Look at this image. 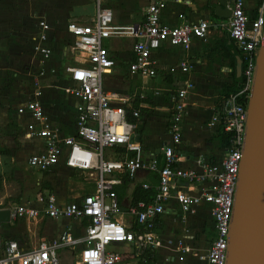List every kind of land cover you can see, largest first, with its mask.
<instances>
[{
    "label": "built area",
    "instance_id": "built-area-1",
    "mask_svg": "<svg viewBox=\"0 0 264 264\" xmlns=\"http://www.w3.org/2000/svg\"><path fill=\"white\" fill-rule=\"evenodd\" d=\"M115 0H93L95 11L87 21H71L67 33L71 36L69 53L74 66L69 67L70 86L67 93L74 99L73 135L64 136L54 127L39 101L32 100L18 109L28 112L33 124L27 139L38 138L42 150L27 159V165L36 172H46L60 164L85 175L93 182L92 193L60 205L53 194L37 199L41 206L29 203L8 209L11 220L67 219L85 222L84 234L74 237L68 231L52 240L42 239L30 252L20 250L15 242L4 244L0 264H60L57 250H78L74 264H121L124 254L113 247L130 249L137 264H154L150 256L159 247L156 235L158 221L165 213V205L174 199L183 213H194L195 208L207 205L212 224L205 264H226L229 227L234 195L238 181L241 147L244 138L247 103L256 70V59L264 42V0H258L254 16L250 17L244 0H225L230 16L225 22L213 25L208 20L183 22L169 27L161 22V11L170 0H152L142 12L141 22L132 26H116L110 3ZM179 3L182 0H173ZM39 40H46L49 26L39 22ZM217 27L227 32L241 58V87L224 99L222 109L216 111L210 126L230 136V146L219 165L198 156L195 169L178 168L176 149L182 143L180 119L185 113V98L192 84L183 87L172 97L169 145L161 148L162 164L156 159L146 160L141 145L134 140L136 123L141 112L127 105L126 97L104 87L115 61L103 47V41L112 37H130L135 40L129 72L141 78L156 75L154 53L164 45L188 49L193 41L203 40ZM33 50L43 59L50 50L35 44ZM189 63L180 61L168 73H187ZM39 93L35 94L37 97ZM139 172L153 173L157 184L143 183L141 188L153 191L150 201L130 202L124 207L115 187L121 177L133 180ZM130 220L125 219L123 213ZM184 252V250H182ZM180 260L182 258L180 257Z\"/></svg>",
    "mask_w": 264,
    "mask_h": 264
},
{
    "label": "crops",
    "instance_id": "crops-1",
    "mask_svg": "<svg viewBox=\"0 0 264 264\" xmlns=\"http://www.w3.org/2000/svg\"><path fill=\"white\" fill-rule=\"evenodd\" d=\"M218 1L182 0L175 3L170 0L161 11V22L169 27L200 19L213 25L225 22L227 18H219L214 13ZM151 2L113 1L109 5L112 14L115 10L118 12L116 20L113 19L114 25H137L141 22L143 10ZM244 3L247 14L253 17L258 0H244ZM94 11L93 0H0V210L27 203L40 208L37 199L43 194H53L62 205L95 189L85 175L67 168L63 158L49 171L30 169L27 159L38 154L43 143L38 138L27 139L33 120L28 112L18 113L21 105L37 100L51 124L62 135H73L75 101L66 90L71 84L67 69L75 63L69 53L71 36L67 33V25L74 20L87 21ZM222 11L227 15L228 6ZM39 22L49 26L44 42L39 40ZM134 42L130 37H112L103 43L115 61L111 75L104 80V87L126 97L129 108L141 112L138 120L129 118L136 123L134 140L143 148L145 159H156L158 166L162 164L161 148L171 141L172 97L185 81H189L192 87L185 98L186 109L180 119L182 143L176 149L180 158L177 166L182 170L195 169L198 156L219 165L224 158L225 147L219 130L210 126V122L214 113L222 109L226 98L224 88L236 82V56H233L234 45L227 32L213 27L209 36L193 41L185 50L162 46L153 55L156 75L151 78H141L129 72ZM35 44L49 49L50 57L43 59L36 53L33 50ZM232 57L235 59L234 66ZM182 60L189 63L187 73H168ZM106 81L121 83L123 88L106 87ZM36 93H39L37 97ZM121 179L124 180V177ZM126 179L127 183L122 181L115 187L124 207L132 202L135 189H141L143 183L150 186L157 184V177L148 172H139L133 180ZM14 186L16 189L23 187L22 195L30 192L33 198L6 206L12 199L22 201L21 192L16 191ZM123 213L129 221L125 208ZM200 213H204L201 220L197 218ZM85 225L84 221L63 218L10 219L0 226V256L4 244L10 241L15 242L20 250L30 252L42 239L52 240L65 231L80 237L84 234ZM163 226H166L164 231ZM205 229L209 231V241L206 240ZM212 232L207 205L195 208L194 213H183L175 200L170 199L156 229L161 250L157 249L150 260L154 264H205L203 258L207 254ZM113 248L124 254L121 264H137L138 259L130 249L122 246ZM203 249L205 252H202ZM60 251L73 257V264L76 262L78 250L59 248L58 256ZM198 254L202 258H197Z\"/></svg>",
    "mask_w": 264,
    "mask_h": 264
},
{
    "label": "water",
    "instance_id": "water-1",
    "mask_svg": "<svg viewBox=\"0 0 264 264\" xmlns=\"http://www.w3.org/2000/svg\"><path fill=\"white\" fill-rule=\"evenodd\" d=\"M225 8L226 1L219 0L215 15L228 18L230 10L226 15ZM235 59V81L239 82L241 58L237 55ZM241 155L226 264H264V42L248 98ZM9 221V211L0 210V226Z\"/></svg>",
    "mask_w": 264,
    "mask_h": 264
},
{
    "label": "rangeland",
    "instance_id": "rangeland-1",
    "mask_svg": "<svg viewBox=\"0 0 264 264\" xmlns=\"http://www.w3.org/2000/svg\"><path fill=\"white\" fill-rule=\"evenodd\" d=\"M117 11L115 10L114 11V13H113V19L114 20H116V16H117ZM107 41V40H106ZM106 41H103V43H105ZM103 47H104V45H103ZM116 69V68H115ZM105 86L106 87H109V88H117V89H120V88H123L122 87V84L121 83H119V84H117L116 82H114V81H106L105 82ZM68 94V93H67ZM69 101V100H68ZM70 103V102H69ZM15 187V189H16V186H14ZM20 191L21 193V195H22V191H23V187H20V188H18V189H16V191ZM30 192H26V194H23L21 197H22V201L20 202V201H17V202H15L14 201V199H12V200H10V201H8L9 203H6V206H11V205H13L14 203H17V204H21V203H24V202H26L28 199H30V198H33L30 194H29ZM35 194V193H34ZM33 194V196H35ZM15 195H18V194H15ZM203 216H204V213H200L199 215H198V219L199 220H201L202 218H203ZM166 228V226H163V231H164V229ZM205 237H206V240L207 241H209L208 239H209V231L208 230H206L205 229ZM162 243V242H161ZM161 250V247H159L158 248V251H160ZM202 252H205V249H203V251ZM204 254V253H203ZM202 258V256H199V254L197 255V258ZM59 260H60V264H73V260H74V258L73 257H70V256H68L67 255V253L66 252H59Z\"/></svg>",
    "mask_w": 264,
    "mask_h": 264
},
{
    "label": "trees",
    "instance_id": "trees-1",
    "mask_svg": "<svg viewBox=\"0 0 264 264\" xmlns=\"http://www.w3.org/2000/svg\"><path fill=\"white\" fill-rule=\"evenodd\" d=\"M233 56H237L238 55V52L234 46V52H233ZM239 56V55H238ZM234 57H232V61H233V66H234ZM242 83V80H240L239 82H234L232 86H227L224 88L223 90V95L224 97H226L228 94L230 93H235L239 90V88L241 87ZM220 135H221V140H222V144L225 148H228L230 146V136L227 135V134H224V133H221L219 131ZM125 183H127V179L126 177H124V180H122ZM123 188V187H122ZM153 196V192L151 191H146V190H143L142 188L138 189L136 188L135 189V192H134V197H133V200H132V203H135V202H138V201H150V199L152 198Z\"/></svg>",
    "mask_w": 264,
    "mask_h": 264
}]
</instances>
